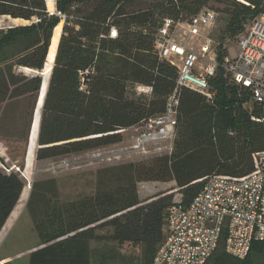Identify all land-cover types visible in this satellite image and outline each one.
I'll use <instances>...</instances> for the list:
<instances>
[{
	"label": "trees",
	"instance_id": "obj_1",
	"mask_svg": "<svg viewBox=\"0 0 264 264\" xmlns=\"http://www.w3.org/2000/svg\"><path fill=\"white\" fill-rule=\"evenodd\" d=\"M207 8L226 16L221 58L228 53L222 48L225 40H236L264 13V0H54L53 12L46 0H0V16L30 22L0 29V109L25 94L37 97L40 75L14 69L41 72L53 30L62 23L40 108L37 160L117 144L122 135L116 130L162 113L173 93L177 99L169 153L103 166L95 172L94 191L66 203L50 205L45 198L52 194L53 180L41 188L33 183L26 206L40 246L30 252L28 264H105L92 245L98 240L118 248L127 244L136 250L135 264H151L174 198L157 194L143 202L138 182H174L180 202L188 205L202 187L199 179L252 170V153L264 149V121L260 108L248 105L249 88L220 66L207 78L210 98L177 86L178 67L157 49L166 21L171 30ZM137 86L150 87L149 95L137 93ZM24 186L16 171L0 169V231ZM98 229L107 231L97 234ZM223 238L205 264H261L257 259H264V243L253 242L238 260L225 253Z\"/></svg>",
	"mask_w": 264,
	"mask_h": 264
},
{
	"label": "built area",
	"instance_id": "obj_2",
	"mask_svg": "<svg viewBox=\"0 0 264 264\" xmlns=\"http://www.w3.org/2000/svg\"><path fill=\"white\" fill-rule=\"evenodd\" d=\"M216 15L214 10H201L186 23L189 32L195 34L198 26L211 25ZM168 25L169 21H166L160 31L163 38L157 42V49L160 56L174 63L170 55L181 56L183 50L164 38L167 33L164 28ZM235 49V56H225L222 67L234 82L249 88L248 105L259 107L264 121V13L254 17L237 36ZM204 52L208 55L199 72L194 70L197 54L193 51L186 53L182 64L176 65V83L210 98L207 78L213 76L221 64L214 51L213 54L211 50ZM138 87L141 91H151L150 87ZM176 105L173 93L162 113L132 126L136 130L134 151L146 153L152 144L173 140ZM127 129L130 127L115 132ZM97 156L108 161L112 159L100 152ZM199 181L203 183L202 187L188 205L181 203L179 196L168 207L165 236L151 264H205L223 235L225 253L238 260L247 256L253 242L264 243V149L252 153V170L245 175L213 174Z\"/></svg>",
	"mask_w": 264,
	"mask_h": 264
},
{
	"label": "rangeland",
	"instance_id": "obj_3",
	"mask_svg": "<svg viewBox=\"0 0 264 264\" xmlns=\"http://www.w3.org/2000/svg\"><path fill=\"white\" fill-rule=\"evenodd\" d=\"M213 6L216 7V5ZM47 9L50 12L54 11V0L53 7L49 8L47 5ZM207 10H209V8H207ZM225 21L226 16L222 13H217L216 19L211 25L198 26L197 32L195 34H191L189 32L186 23L176 24L171 30H168V27H165L164 30L167 33L164 35V38H166L169 43L175 44V46H178L183 50V54L181 56L172 53L170 55V59L177 66H180L186 53L193 51L198 56L194 70L195 72H199L200 68L204 67L208 55V53L204 51L211 50V54H213V51L216 53V58L221 64L220 67H222L225 56L219 58L218 50L220 47L219 41L221 40L220 37L222 36V29ZM29 23L30 22L27 21H19L17 23L6 16H0V29ZM59 24H61L60 27L56 28L58 26L57 25L55 27L56 29L54 28L53 30V34L56 32L61 33L62 23ZM235 46L236 40H225L222 48L224 50L226 48L227 52L229 53V55L227 53L226 56H235ZM158 48H160L159 45ZM14 70L18 73L25 72V74L28 75L34 74L33 70L24 68H15ZM38 74L40 75L41 81L43 83V76L41 75V72H38ZM136 92L141 95H149V92L141 91L139 87L136 88ZM32 111L33 113H30V111L29 113L24 112L22 118L19 119V121L23 119L24 122L25 118L26 123L29 122L28 130L30 131L32 127L31 125L35 120L36 108ZM39 117L40 114L37 119H39ZM26 129L27 125L24 123V128L22 129L23 135L18 134L13 136L12 133L8 137L6 135L5 141L7 146V156L2 150H0V169L16 171L24 179V188L26 186L30 187L28 196L33 183L39 184L38 186L41 188L44 181L49 179L53 180L54 184L51 191L52 194L49 193L45 197L49 201L50 205H52L54 202L59 204L66 203L67 201L73 200L76 197L91 194L94 191L96 185L95 172L97 169L108 165L144 161L158 154L169 153L173 142V140H165L163 142L150 145L146 153H139L138 151L136 152L133 150L136 130L131 126L130 129L120 132L122 135V140L117 144L93 149L83 153L70 154L68 156L64 155L43 160H37L35 158L36 150L38 149V145L35 143L36 148L34 149L33 154L34 161H32V167L29 169L28 173L25 172L26 154L29 145L28 136L27 139L24 137ZM98 152L102 153V156L103 154L111 156L112 159L108 161L106 158L98 157ZM137 192L139 198L143 202H148L150 199L156 198L157 194H171L172 198L174 199H177L180 195L174 185V182L141 181L137 183ZM28 196L23 202L18 216L15 217L12 225H10L7 230H5L6 234L4 233L3 236L5 239L0 246V256L11 257L7 264H28L30 252L40 246L38 236L33 229L31 212L26 206ZM99 230H101V232L104 234L107 231V229ZM3 238L1 240H3ZM92 245L96 248V253L104 255L106 260L105 264H135L134 257L136 256V250L134 251V249H132L127 244H123V246L118 248L115 244L107 240L103 242L98 240L97 242H92ZM95 255L94 258L97 259V256ZM257 260H259L261 264H264L263 258H258ZM238 263L239 262H237V264Z\"/></svg>",
	"mask_w": 264,
	"mask_h": 264
},
{
	"label": "crops",
	"instance_id": "obj_4",
	"mask_svg": "<svg viewBox=\"0 0 264 264\" xmlns=\"http://www.w3.org/2000/svg\"><path fill=\"white\" fill-rule=\"evenodd\" d=\"M24 69H27V68H24ZM28 70H30V69H28ZM33 73L38 74L37 71H34ZM24 74H25V72H24ZM25 75H28V74H25ZM32 97H33V99H32ZM38 97L39 96L37 95V97H35L36 98L35 99L32 94H25V95L19 96L17 98L10 99L2 105V107L0 109V150H2L6 156H7V154H6L7 153V146H6V141H5L6 135H7V137L11 133L13 134V136L18 135V134L23 135L22 129L24 128V123H25V125H27V123H26L25 118H24V122H23V119H21L20 121H19V119L22 118L24 112L29 113V111H30V113L31 112L33 113L32 110L37 108L36 105L38 102ZM39 114L40 113H38V116H39ZM38 123H39V119H38ZM15 132H16V134H15ZM36 138H37V136H36ZM35 143H36V141H35ZM35 148H36V146H35ZM26 156H27V154H26ZM32 161H33V158H32ZM25 163H26V161H25ZM27 178H28V176H27ZM27 187H28L27 188L28 189L27 190V196H28V191H29L30 187L29 186H27ZM98 230H96V233L102 234V232L98 231ZM5 234H6V232H5ZM4 239H5V237L3 238V240H0V246L2 245ZM10 259H11L10 256H0V263L1 264L8 263Z\"/></svg>",
	"mask_w": 264,
	"mask_h": 264
},
{
	"label": "bare ground",
	"instance_id": "obj_5",
	"mask_svg": "<svg viewBox=\"0 0 264 264\" xmlns=\"http://www.w3.org/2000/svg\"><path fill=\"white\" fill-rule=\"evenodd\" d=\"M47 5L49 8L53 7V0H46ZM9 19H12L8 16H6ZM15 22H23L21 19H12ZM26 22V21H25ZM61 24H58V27H60ZM55 28V29H56ZM59 35L60 32H56L53 34L52 39H51V44L48 50V54L46 57V61H45V65L41 71V75L43 76V83L41 86V90L39 93V100H38V105L35 111V120L32 123V127H31V133H30V137H29V145H28V149H27V156H26V164H25V172L29 173V169L32 167V158H33V153H34V149H35V141H36V136H37V132H38V113H39V108L42 104L43 101V97H44V93L46 91V86H47V81L49 79L50 76V72H51V68L53 65V61H54V57H55V53H56V48H57V44H58V40H59ZM34 161V160H33ZM28 187L26 186L22 193L20 194L19 200L17 202V204L15 205L14 209L12 210L11 214L9 215L7 221L5 222V224L3 225L4 227H2L3 229L0 231V240L2 239V237L4 236L5 230H7L9 228L10 225H12L14 219L16 216H18V213L20 211V208L23 205V202L26 200L27 197V189Z\"/></svg>",
	"mask_w": 264,
	"mask_h": 264
},
{
	"label": "water",
	"instance_id": "obj_6",
	"mask_svg": "<svg viewBox=\"0 0 264 264\" xmlns=\"http://www.w3.org/2000/svg\"><path fill=\"white\" fill-rule=\"evenodd\" d=\"M1 264V263H0Z\"/></svg>",
	"mask_w": 264,
	"mask_h": 264
}]
</instances>
